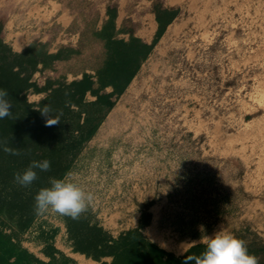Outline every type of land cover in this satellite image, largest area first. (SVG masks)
I'll return each mask as SVG.
<instances>
[{"label": "rangeland", "instance_id": "obj_1", "mask_svg": "<svg viewBox=\"0 0 264 264\" xmlns=\"http://www.w3.org/2000/svg\"><path fill=\"white\" fill-rule=\"evenodd\" d=\"M164 6H177L178 20L82 151L61 157L66 173L95 194L93 206L79 220L36 215L16 235L36 257L47 261L53 250L78 264L112 261L74 252L68 221L97 224L116 239L144 220L142 234L177 257L221 227L264 247V0H0V38L17 53L39 43L50 53L78 50L52 69L39 66L32 80L44 88L83 72L95 77L106 51L93 31L108 7L116 10L117 37L127 40ZM45 94L31 90L27 100L38 104ZM52 127L45 141L39 129L30 132L22 150L48 153ZM77 135L69 129L58 138L67 144Z\"/></svg>", "mask_w": 264, "mask_h": 264}, {"label": "trees", "instance_id": "obj_2", "mask_svg": "<svg viewBox=\"0 0 264 264\" xmlns=\"http://www.w3.org/2000/svg\"><path fill=\"white\" fill-rule=\"evenodd\" d=\"M156 14L160 27L153 42L148 44L135 36L128 40L118 38L116 10L108 7L107 20L99 30L93 31V35L104 42L106 51V58L95 77L83 72L80 79L69 83L49 81L44 88H38L32 80L39 66H42V69H52L56 61L68 60L78 50L63 47L56 53H50L46 45L39 43L17 53L0 38V89H7L9 92L13 113L12 118L0 120V141L7 139L9 147L22 150L23 142L30 132L38 129L43 132L45 141L44 134L49 130L45 126V118L36 110L45 104L62 110V116L67 118H61L60 123L52 127L55 132L53 138L51 136L53 147L42 156L26 152L23 160L18 162L17 156L5 153L3 145L0 144V264H78L65 253H54L53 250L48 254L49 260L40 259L22 247L15 237L27 230L36 217L33 204L38 190L49 187L50 178H62L66 173L68 167L62 162V155L70 153L76 156L82 151L113 109L116 98L128 87L175 16V12L160 8L156 9ZM108 87L113 88L111 93L104 91ZM31 90L45 92V97L38 104H31L27 100V94ZM65 91H69L71 95L66 97ZM88 94L96 100L88 101ZM66 101L70 103L66 105ZM83 114L84 121L81 124ZM69 129L71 134L76 131L79 135L72 136L68 143L64 144L58 134ZM38 159L49 160L50 170L43 172L37 169L38 179L30 188L17 185L14 182V173L22 172L32 160ZM73 222H67L68 231L74 239L73 251L96 260L106 256L113 258L110 263L101 264H182L186 254H199L205 249V244H199L192 246L183 256L177 257L142 234L140 228L147 224L144 220L140 224L141 227L127 231L116 239L97 224L91 226L81 223L77 226ZM247 246L251 253L260 257V264H264V247L254 241L247 243Z\"/></svg>", "mask_w": 264, "mask_h": 264}, {"label": "clouds", "instance_id": "obj_3", "mask_svg": "<svg viewBox=\"0 0 264 264\" xmlns=\"http://www.w3.org/2000/svg\"><path fill=\"white\" fill-rule=\"evenodd\" d=\"M7 89H0V120L12 118V102ZM65 91V96H70ZM70 101H66V105ZM45 118V126H54L60 123L62 110H56L45 104L36 109ZM8 140L0 141L3 151L13 156L25 154L24 150L8 146ZM30 151V150H28ZM51 162L47 159L32 160L22 172L14 173V182L22 188H30L38 179L37 169L49 171ZM49 187L38 190L34 196L33 211L37 216L49 213L79 220L88 212L95 202V194L86 190L76 182L72 173H66L63 178H50ZM205 249L199 254H186L182 264H260V257L249 251L247 242L234 233L223 229L216 231L212 236L204 238ZM185 253V251L183 250Z\"/></svg>", "mask_w": 264, "mask_h": 264}, {"label": "crops", "instance_id": "obj_4", "mask_svg": "<svg viewBox=\"0 0 264 264\" xmlns=\"http://www.w3.org/2000/svg\"><path fill=\"white\" fill-rule=\"evenodd\" d=\"M160 9L161 10H163V9L171 10V11L175 12V16H174V19L172 20V22L167 25V27H166L163 35L159 39L158 43L165 36V34L167 33L168 29L178 20L179 14H180L179 9L177 8V6H170V7L164 6V7H160ZM61 16L62 17L60 19H64L62 25L68 26L69 23H70V20L68 19V17L66 15H61ZM159 27H160V25H159V23L157 21L156 10H152L149 13V15H147V19L141 21L140 26L137 28V33L134 34L133 36L142 39L144 42H146L148 44H151L153 42L154 38H155V35H156ZM25 41H26V39L24 37H22V36L21 37H17L16 40L13 42L14 49L16 51H18V52L21 51L24 48ZM157 44L153 48L152 52L156 48ZM152 52H151V54H152Z\"/></svg>", "mask_w": 264, "mask_h": 264}]
</instances>
